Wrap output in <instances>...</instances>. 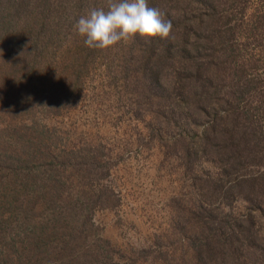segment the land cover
Here are the masks:
<instances>
[{
	"label": "rangeland",
	"instance_id": "1",
	"mask_svg": "<svg viewBox=\"0 0 264 264\" xmlns=\"http://www.w3.org/2000/svg\"><path fill=\"white\" fill-rule=\"evenodd\" d=\"M62 5L46 19L0 0V264H202L204 209L248 206L206 190L215 167L187 156L199 129L132 82L133 39L89 48L76 32L107 0ZM36 38L38 62L18 58Z\"/></svg>",
	"mask_w": 264,
	"mask_h": 264
},
{
	"label": "trees",
	"instance_id": "2",
	"mask_svg": "<svg viewBox=\"0 0 264 264\" xmlns=\"http://www.w3.org/2000/svg\"><path fill=\"white\" fill-rule=\"evenodd\" d=\"M63 1L17 0L46 19L49 7L60 14ZM148 5L165 13L173 29L166 39H131L132 62L142 73L132 82L149 96L156 91L165 103L169 99L172 107L163 113L199 129L188 137L187 156L215 167L216 175L204 180L206 190L221 192V202L240 198L248 206L244 216L224 213L219 219L214 209H204L211 220L200 229L206 239L193 249L195 259L264 264V0H148ZM46 51L37 39L18 58L38 62Z\"/></svg>",
	"mask_w": 264,
	"mask_h": 264
},
{
	"label": "clouds",
	"instance_id": "3",
	"mask_svg": "<svg viewBox=\"0 0 264 264\" xmlns=\"http://www.w3.org/2000/svg\"><path fill=\"white\" fill-rule=\"evenodd\" d=\"M74 29L89 48L108 49L137 36L146 40L169 38L173 25L165 13L150 7L148 0H107L81 15Z\"/></svg>",
	"mask_w": 264,
	"mask_h": 264
}]
</instances>
